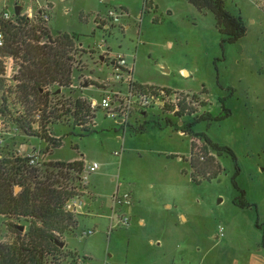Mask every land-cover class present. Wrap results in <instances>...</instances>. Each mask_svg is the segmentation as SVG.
Returning a JSON list of instances; mask_svg holds the SVG:
<instances>
[{"label":"rangeland","instance_id":"374dc122","mask_svg":"<svg viewBox=\"0 0 264 264\" xmlns=\"http://www.w3.org/2000/svg\"><path fill=\"white\" fill-rule=\"evenodd\" d=\"M13 1L8 0L12 8ZM225 1L247 29L235 44L224 43L211 12H199L186 0H49L48 36L75 34L74 44L83 45L84 52L105 39L126 56L136 81L187 93L190 111L170 116L167 106L153 108L133 115L124 129L96 110V125L84 131L66 112L77 98L99 99L100 91L83 88L84 82H90L91 74L106 80L111 71L83 55L84 67L74 70V83L82 86L65 88L58 96L62 118L49 126L63 144L48 158L65 163L84 159L100 168L89 178L93 196L85 201L92 203L91 210L76 215L73 233L61 235L66 248L56 254L55 264H78V258L93 264H264V0ZM115 8L128 13L121 19L125 30L105 35L94 19ZM31 96L37 104L38 96ZM3 98L7 94L0 91V106ZM222 100L231 115L195 123L192 130L229 147L236 160L227 152H213L187 129L204 111L220 114ZM5 113L0 122L10 132L14 117ZM11 136H4L3 160L17 149L27 153L45 147L37 136ZM234 183L253 207L234 203L241 195ZM117 190L132 195V205L121 209L130 221L109 234L111 195ZM10 223L27 226L0 216V241L15 238ZM88 229L95 234L84 235Z\"/></svg>","mask_w":264,"mask_h":264},{"label":"built area","instance_id":"2783aa9c","mask_svg":"<svg viewBox=\"0 0 264 264\" xmlns=\"http://www.w3.org/2000/svg\"><path fill=\"white\" fill-rule=\"evenodd\" d=\"M44 1L46 4H42ZM103 1V0H101ZM49 0H30L26 3L23 0H14L12 6L8 4V0H0V91L7 94L6 100H2L0 106V115L14 117L12 119V128L10 132H5V124L0 122V160L3 159L1 146L4 143V136L12 135L11 137H18L23 133L26 137H30L22 126L28 128L31 126V130L38 134L41 140L44 141L45 147L42 149H34L31 152L23 153L20 149L13 151L12 158H21L25 160V166L31 171H34L33 181L43 183L47 181L46 173L50 174V181L54 188L65 190L71 193V196L67 199L64 209L72 212L75 216L84 214L89 203L86 202V198L93 196L90 192L88 184L90 176L97 172L100 168L98 162H85L84 159H78L74 161H80L83 163L81 170H76L70 166L57 167L60 160H51L48 158L49 154H52L57 144L61 142L63 144V137L55 135L50 132V124H53L54 120H58L59 123L62 117L61 103L58 96H62V90L67 88V91L75 90L82 86L81 84H75V69L78 71L83 68L82 59L86 54L91 59L96 58L97 63L101 69L105 66L109 67L111 76L106 80L93 79V75L88 76L89 83L84 82V87L88 85V88H93L100 91L99 99L90 97L87 100L82 98L87 103L90 109V115L86 116V123H75L80 128H89V126L96 125L95 112L101 110L104 116L108 119L115 121L120 127H128L129 122L133 118V115H145L148 110L153 108H165L167 106L170 116H175L177 112H189L188 94H180L176 90L166 91L164 88L154 87L151 84L140 83L134 78V69L129 65L125 55L117 53L111 49L105 39H102L97 48H87V52H84L83 45L76 46L74 44L69 48L68 56L70 57L71 67V80L65 86L60 85L58 82L45 83L38 81L36 86L39 91V100L37 104H34L33 97L31 95H25V89L31 91V84L24 77L30 69V62L23 58L22 54L7 53L4 49L7 47L8 27L12 25H18L21 19L27 20L29 23H34L43 27V31L49 29L50 17V5ZM53 5V4H52ZM19 11L16 14V11ZM127 12L123 9H110L106 15H97L94 19V23L98 29L103 30L105 35H110L113 29L118 28L125 30L122 25L121 19L127 16ZM122 26V27H121ZM45 29V30H44ZM127 29V26H126ZM50 30V29H49ZM44 38L38 41V44L44 45L47 40ZM29 72V71H28ZM112 84V85H111ZM59 101H58V100ZM74 109L71 108L70 114L76 112V101ZM1 110H5L2 112ZM9 110V111H8ZM33 110V115L32 114ZM15 113V114H14ZM74 116V115H73ZM34 118V121L30 119ZM2 127V128H1ZM182 134L184 132L181 131ZM44 136V137H41ZM194 141V140H193ZM60 147V146H59ZM121 153L115 152V156H120ZM74 161L65 163L71 164ZM64 172V176L60 175V171ZM28 175L25 174V178ZM23 180L18 181L14 185V190L18 193L22 189ZM19 189V191H17ZM111 209L108 217L110 226L108 233L110 234L117 226H126L129 224L130 219L121 212L122 208L132 205V195L128 192L120 193L118 190L111 196ZM219 236H222V230L220 229ZM86 236L95 234L94 229H88L83 231ZM78 264H93L88 260L79 259Z\"/></svg>","mask_w":264,"mask_h":264},{"label":"trees","instance_id":"16d2710c","mask_svg":"<svg viewBox=\"0 0 264 264\" xmlns=\"http://www.w3.org/2000/svg\"><path fill=\"white\" fill-rule=\"evenodd\" d=\"M186 1L199 12L209 11L214 15L216 28L224 36V43L235 44L245 37L247 29L242 17L230 12L226 8L225 0ZM60 35L52 39L48 36L47 30L43 31L42 26L30 24L25 19H21L18 25L8 27L7 47L4 52L22 54L23 58L30 62L29 72L24 73L26 76L24 78L31 84V91L25 89L26 96L32 94L39 96L40 93L36 87L38 81L58 82L65 86L71 80L72 71L68 48L74 45V39L77 37L74 36L75 34L73 36L66 33ZM42 38L48 40L40 46L38 41ZM164 89L170 91L168 88ZM222 109L223 111L218 115L204 111L203 114L195 116L194 123L189 124L187 129L190 134L202 139L207 148L213 152L220 154L227 152L236 160L234 152L229 147L213 142L206 133L192 130L195 123L222 121L231 115V111L226 107L224 100H222ZM66 113L69 114L70 111ZM66 113L64 114L66 115ZM182 113L184 112H177L176 115H182ZM73 115L76 124L86 123V116L90 115V109L84 100L78 99L76 101V112ZM168 122L171 123V120L169 119ZM22 128L28 135L38 136L31 130V126L28 128L22 126ZM137 129L143 132L145 126L140 125ZM89 130L84 131L89 132ZM61 145L60 142L56 147ZM191 145L192 159L195 150L193 140ZM24 162L25 160L21 158L12 157L7 160H0V216L10 220L23 221L27 224L26 228L15 223L9 224L10 231L15 235V238L9 241H0V264H55L56 254H63L66 248V246L64 248L57 246L56 241H61L59 238L63 234L73 233V228L77 224L76 216L64 209L71 193L64 188H54L48 172L46 173L47 181L43 183L32 182L34 171L27 168ZM57 165V167L70 166L76 170H81L83 163L74 161L68 165L63 162ZM59 171L60 175L64 176V172ZM25 174L28 175L26 178ZM216 174L217 172L215 176ZM21 180H23L22 189L16 193L14 185ZM234 184L241 192L234 203L241 208L253 207L254 205L246 200L245 192L238 187L237 183ZM21 227L24 230H21Z\"/></svg>","mask_w":264,"mask_h":264},{"label":"water","instance_id":"95a60500","mask_svg":"<svg viewBox=\"0 0 264 264\" xmlns=\"http://www.w3.org/2000/svg\"><path fill=\"white\" fill-rule=\"evenodd\" d=\"M18 13H19V11L17 9L16 14H18ZM21 230H24V228L21 227ZM56 245L59 246L60 248H64L66 246V243L64 241H56Z\"/></svg>","mask_w":264,"mask_h":264},{"label":"crops","instance_id":"0c3cea01","mask_svg":"<svg viewBox=\"0 0 264 264\" xmlns=\"http://www.w3.org/2000/svg\"><path fill=\"white\" fill-rule=\"evenodd\" d=\"M128 14V13H127ZM184 72H187V71H183V73ZM188 73V72H187ZM74 161V160H73ZM113 194V193H112ZM112 196V195H111ZM111 205H112V203H111ZM91 207H92V203H89V206L86 208V210H88V209H90L91 210ZM110 209H111V206H110ZM215 238L216 239H218V236L217 235H215Z\"/></svg>","mask_w":264,"mask_h":264}]
</instances>
